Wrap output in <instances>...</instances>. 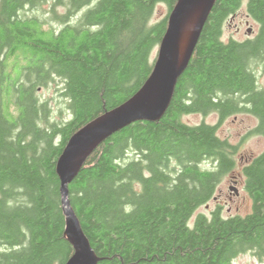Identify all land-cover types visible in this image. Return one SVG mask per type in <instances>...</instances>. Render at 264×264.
Instances as JSON below:
<instances>
[{
    "label": "trees",
    "instance_id": "16d2710c",
    "mask_svg": "<svg viewBox=\"0 0 264 264\" xmlns=\"http://www.w3.org/2000/svg\"><path fill=\"white\" fill-rule=\"evenodd\" d=\"M177 1L52 0L43 9L48 0H0V264L71 257L57 159L78 129L140 89ZM159 3L167 14L151 24ZM243 3L256 33L223 40L224 22ZM258 69L264 0H215L162 116L107 137L68 184L97 264H233L245 253L264 259V149L242 167L250 212L223 216L217 206L189 225L235 166L237 145L217 135L218 124L246 111L264 137ZM55 78L71 113L63 123L50 120L47 100L37 95ZM211 112L216 124L182 120ZM205 160L211 168L200 166Z\"/></svg>",
    "mask_w": 264,
    "mask_h": 264
},
{
    "label": "water",
    "instance_id": "95a60500",
    "mask_svg": "<svg viewBox=\"0 0 264 264\" xmlns=\"http://www.w3.org/2000/svg\"><path fill=\"white\" fill-rule=\"evenodd\" d=\"M214 1L178 0L168 15L166 31L158 46L152 71L140 89L122 104L82 126L64 146L56 162V172L60 180L65 235L73 247V254L65 264H97L100 260L91 248L70 204L68 184L75 178L86 158L107 137L131 122L155 121L162 116L171 100L177 79L188 64ZM191 21L193 27L185 50L180 55V38Z\"/></svg>",
    "mask_w": 264,
    "mask_h": 264
},
{
    "label": "rangeland",
    "instance_id": "374dc122",
    "mask_svg": "<svg viewBox=\"0 0 264 264\" xmlns=\"http://www.w3.org/2000/svg\"><path fill=\"white\" fill-rule=\"evenodd\" d=\"M47 3L42 5L43 9L49 8ZM61 5L56 6L58 12H63ZM83 8L81 11H84ZM29 15L37 14L42 16V10H32L28 12ZM167 14V8L164 4L159 3L155 7V11L151 18V24L161 19ZM46 16V14H43ZM248 30H250L248 32ZM257 31V24L247 14L244 3L232 14L223 24L222 39L227 40L234 38L236 40H244L252 37ZM157 48H155L152 55H155ZM258 84L264 83V71L257 70ZM61 80L55 78L48 85L38 88L37 95L42 100H47L48 106L51 109L50 120L53 122H65L70 119L71 113L68 108V102L61 93ZM182 120L190 125L199 124L204 121L209 124H216L218 122L217 113L211 112L208 114L192 113L182 116ZM257 125V119L252 114L246 111H240L227 116L222 122L218 124L217 135L221 138L227 139L234 145H237V151L234 155V168L222 177L219 182L213 197L204 205L199 206L193 213L189 220V225L193 223V219L197 213H204L209 215L211 210L217 206H221L222 215H245L251 210V199L244 189V177L242 174V167L251 159L258 155L264 149V137L253 130ZM202 168H211L212 164L209 160L200 163ZM234 176L233 181H231ZM236 190V191H235ZM6 247L0 245V250ZM233 264H264V259H258L250 253L239 255L233 261Z\"/></svg>",
    "mask_w": 264,
    "mask_h": 264
},
{
    "label": "bare ground",
    "instance_id": "6f19581e",
    "mask_svg": "<svg viewBox=\"0 0 264 264\" xmlns=\"http://www.w3.org/2000/svg\"><path fill=\"white\" fill-rule=\"evenodd\" d=\"M192 27H193V21L189 22L186 28L183 30V33L180 38V55H182L185 50Z\"/></svg>",
    "mask_w": 264,
    "mask_h": 264
},
{
    "label": "flooded vegetation",
    "instance_id": "af4514ba",
    "mask_svg": "<svg viewBox=\"0 0 264 264\" xmlns=\"http://www.w3.org/2000/svg\"><path fill=\"white\" fill-rule=\"evenodd\" d=\"M233 178H234V176L232 177L231 181L235 182V181L233 180Z\"/></svg>",
    "mask_w": 264,
    "mask_h": 264
}]
</instances>
